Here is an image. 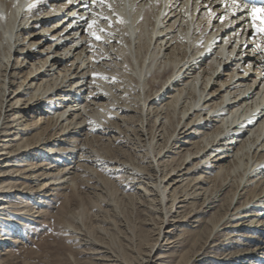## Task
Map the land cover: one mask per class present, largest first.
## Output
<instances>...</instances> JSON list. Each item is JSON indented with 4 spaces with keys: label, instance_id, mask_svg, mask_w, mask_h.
<instances>
[{
    "label": "bare ground",
    "instance_id": "bare-ground-1",
    "mask_svg": "<svg viewBox=\"0 0 264 264\" xmlns=\"http://www.w3.org/2000/svg\"><path fill=\"white\" fill-rule=\"evenodd\" d=\"M240 2L247 4L246 0ZM87 3L85 8L84 0H0V214L6 215L4 208L9 203L4 192L15 186L19 176L25 181L32 175L38 181L45 177L40 183L44 187L56 175L70 180L78 174L77 165L58 166L68 150L63 151V144L69 143L72 149L76 140H83L107 119L104 137L122 142V134L136 121L142 127H134L133 132L148 138L147 154L163 219L140 264L156 263L153 257L174 207L177 212L190 202L194 207L190 213L194 212L199 222L221 200L219 192L225 183L221 182L219 189L206 187L211 177L205 170L211 166L217 169L212 182L244 157L255 159L249 168L255 174L237 183L225 213L202 223L210 231L207 239L214 231L216 240L230 234L243 240L250 235L246 245L239 242L231 247V241L225 245L231 257H244L235 259L234 264L249 261L245 253L263 249L256 235H264V230L254 228L263 222L264 189H249L250 184H260V179L253 178L261 174L262 170L258 171L264 162V52L257 47L264 45V33L256 31L264 28V7H257L253 23L252 5L233 14L222 0ZM102 16L111 18V26L100 19ZM85 18L87 22L97 19L98 28L106 30L98 33L102 40L90 35L97 28L87 29ZM19 35L22 38H17ZM121 61L126 67L123 80L121 70L114 66ZM179 110L182 117L177 115ZM43 114L48 115L44 121ZM208 115L206 120L203 116ZM133 117L130 126L128 120ZM214 123L218 124L215 128ZM183 135L186 142L191 139L193 149L181 147L176 168L161 167L160 159L171 153L172 143ZM75 149L79 148L74 144ZM32 159L48 160L61 170L55 173ZM23 168L30 169L32 175L25 174ZM14 172L17 175H11ZM256 196V205H249ZM236 197L245 200L232 207ZM244 220L250 226L243 225ZM213 248L207 246L201 254L196 253L195 260ZM224 263L226 259L220 260Z\"/></svg>",
    "mask_w": 264,
    "mask_h": 264
},
{
    "label": "rangeland",
    "instance_id": "rangeland-1",
    "mask_svg": "<svg viewBox=\"0 0 264 264\" xmlns=\"http://www.w3.org/2000/svg\"><path fill=\"white\" fill-rule=\"evenodd\" d=\"M17 38L20 39L22 36L19 35ZM123 65L122 61L121 64H114L119 68L115 67V70H121L119 73L122 72V80L126 73V67ZM109 69L108 71L112 68ZM23 72L26 73V71ZM122 80L121 92L124 91ZM16 88L17 86L10 91ZM134 92L136 94V91ZM133 93L129 94L130 97L135 96ZM153 106L156 107V105ZM177 115L182 117L180 110ZM47 116L43 114L42 120H46ZM203 117L208 120L210 115ZM135 119L133 117L128 120V124L132 126L131 123ZM107 120H102V125L89 131L90 133L88 132L86 136L83 135L84 132L79 133L76 130L77 135L86 137L74 143L78 150H74V144L72 149L69 148V143H66L67 146L63 144V151L68 150L64 152L66 158L59 162L58 166L64 168L77 165L78 174L73 179H58L56 175L43 187L40 183L46 180L45 177H41L38 181L30 173V169L23 168L25 174L32 176L27 181L23 176H19L15 180V186L5 190V199L9 203L5 204L6 208H4L7 216L0 214V264H116L119 262L140 264L142 262L146 249L157 237L156 229L163 220L158 209L159 193L155 187L156 177L152 170L154 168L147 154L148 138H143L141 133L137 135L133 132L134 127H142L135 121L132 128L125 130L122 134L124 137L122 142L121 140L108 141L107 136L102 133L107 127ZM209 124L211 126L213 123ZM214 124L213 128L218 126ZM116 135L118 137L119 134ZM186 139L187 137L183 135L180 140L171 142L174 144L173 149L171 153H166L165 157L160 159L161 167L167 165L170 169L178 166L181 161L179 153L181 147L191 149L194 147L189 143L191 139L188 138V142L185 141ZM183 142H186L185 146L182 145ZM121 151L124 154H121ZM163 155L164 152L161 157ZM244 158L238 166L230 172H224L212 182L217 169L211 166L205 170V175L211 177L206 187L219 189L221 184L225 183L223 190L219 192L221 200L216 201L205 213V219L199 222L198 218L193 217L194 212L190 213L194 208L190 202L182 204L183 207L178 208L177 212L174 207L170 224L164 230V237L159 241L160 248L153 257L156 262L154 264H187V262H190L189 264H220V260L223 259L227 260V264H234L235 259L244 258L239 254L231 257L233 254L229 253L230 250L226 249L225 245L230 244V241L231 247L239 242L246 245L250 241V235L243 240H238L236 238L238 235L234 236V234L216 240L214 238L216 231H214L210 239H207L210 231L208 226L202 223L211 217L219 218L225 213L229 206L228 198L232 195L237 183L241 178H244L243 182H245L248 176L255 174V171L250 172L249 169L255 164L253 163L255 159L250 161L247 157ZM32 160L34 164L45 165V169L50 167L51 171H56L55 173L61 170V168L52 167L54 164L48 160ZM225 165L229 166L228 162ZM263 166L264 162L260 164L262 168L258 171L262 170L261 174L253 178V181L260 179V184L255 187V184L249 183V189L252 188L251 190L256 192L264 189ZM39 170L38 172L42 173L43 170L41 168ZM11 175L15 176L17 173L14 172ZM138 182L142 185L134 186ZM263 195L264 193L261 194ZM245 197L239 199L236 197L232 207L243 203ZM258 198L259 196H256L251 199L249 205L255 206L254 203L258 202ZM198 206L195 205V207ZM260 214L263 222H260L258 226L254 225V228L264 230V212L260 211ZM244 221L246 223L244 222L243 225L250 226L249 222L247 223L248 220ZM223 222L224 220L220 224ZM258 234L256 237L262 241L260 242L263 243V249L256 254L246 252L245 254L250 257L244 264H264V235L260 236L261 232ZM207 246H215V248L208 249L207 254L195 260Z\"/></svg>",
    "mask_w": 264,
    "mask_h": 264
},
{
    "label": "snow or ice",
    "instance_id": "snow-or-ice-1",
    "mask_svg": "<svg viewBox=\"0 0 264 264\" xmlns=\"http://www.w3.org/2000/svg\"><path fill=\"white\" fill-rule=\"evenodd\" d=\"M68 2L71 3L72 0H68ZM95 2H99L101 4H105L106 0H93V3H95ZM222 2L224 3L225 8H229V7L231 8V10L233 11V14H235V12L237 10L241 9V8H245L246 9L248 7L247 4L241 3L240 0H222ZM83 6L85 8L88 7L87 0H84V5ZM108 7L110 8L111 5H108ZM209 11H211V10L209 9ZM250 11L253 14V16H252L253 23H255L256 17L254 15V13L257 11V7L253 6ZM100 19L104 20L105 22H107L109 24V26H111L112 21H111L110 17L102 16V17H100ZM219 19L221 21H223V19H225V17L221 16ZM236 19H240V16H236ZM86 23H87V29H89V30L97 28V30L90 31V35L93 36L97 41L102 40L103 37L100 34H98V33L104 32L106 30L103 29V28H98L99 21L97 19H92L90 22H87V19H86ZM256 31L264 33V28H257ZM109 35H112V34L109 33ZM257 47L259 48V50L261 52H264V45H258Z\"/></svg>",
    "mask_w": 264,
    "mask_h": 264
}]
</instances>
